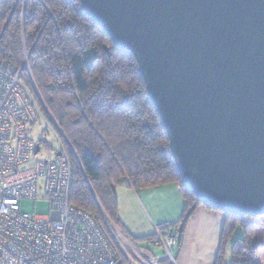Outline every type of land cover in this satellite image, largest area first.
Wrapping results in <instances>:
<instances>
[{"label": "water", "instance_id": "water-1", "mask_svg": "<svg viewBox=\"0 0 264 264\" xmlns=\"http://www.w3.org/2000/svg\"><path fill=\"white\" fill-rule=\"evenodd\" d=\"M79 3L133 53L183 183L212 208L264 215V0Z\"/></svg>", "mask_w": 264, "mask_h": 264}, {"label": "trees", "instance_id": "trees-1", "mask_svg": "<svg viewBox=\"0 0 264 264\" xmlns=\"http://www.w3.org/2000/svg\"><path fill=\"white\" fill-rule=\"evenodd\" d=\"M22 7L21 0H0V67L17 71L27 54L33 84L71 147L65 144L72 168L70 204L93 217L120 264L125 261L102 212L133 241L141 240L117 218L114 187L124 178L134 190L178 184L185 208L169 224L179 246L194 211L204 206L224 215L215 264H225L228 256L226 264H256L262 246L249 237L264 215L212 208L183 183L133 53L117 48L79 0H26ZM20 74L34 90L27 71ZM237 229L243 236L233 239Z\"/></svg>", "mask_w": 264, "mask_h": 264}, {"label": "built area", "instance_id": "built-area-1", "mask_svg": "<svg viewBox=\"0 0 264 264\" xmlns=\"http://www.w3.org/2000/svg\"><path fill=\"white\" fill-rule=\"evenodd\" d=\"M21 1L24 11L26 0ZM23 68L34 90L21 79ZM45 112L61 132L33 84L27 54L17 71L0 67V264H120L93 217L70 204L68 141L60 142L59 155L34 158L40 147L34 155L37 144L29 130L40 119L60 141ZM23 199H47L50 214L22 211L19 202ZM102 214L125 264H161L163 259L175 263L176 240L169 223L153 227L151 243L163 251L159 258Z\"/></svg>", "mask_w": 264, "mask_h": 264}, {"label": "crops", "instance_id": "crops-1", "mask_svg": "<svg viewBox=\"0 0 264 264\" xmlns=\"http://www.w3.org/2000/svg\"><path fill=\"white\" fill-rule=\"evenodd\" d=\"M117 218L123 229L137 243L162 258V249L150 242L154 225L180 219L185 201L177 183L134 190L124 180L114 187ZM224 215L198 206L185 229L177 249L175 264H215Z\"/></svg>", "mask_w": 264, "mask_h": 264}, {"label": "rangeland", "instance_id": "rangeland-1", "mask_svg": "<svg viewBox=\"0 0 264 264\" xmlns=\"http://www.w3.org/2000/svg\"><path fill=\"white\" fill-rule=\"evenodd\" d=\"M22 3V1H21ZM49 121V120H48ZM50 122V121H49ZM57 134L59 135L60 141L55 137L54 133L49 129L48 124L44 122L43 119H40L38 122L30 126L29 134L35 144L42 142L40 145L39 153L34 156V158H42L47 159L54 156V154L60 149V142L64 140L62 133L55 129ZM68 146L70 145L69 142L67 143ZM26 167V166H23ZM20 209L24 212L28 213H35L38 215H49L50 214V205L47 199L42 200H21L19 202ZM160 226V225H159ZM243 232L241 229L234 230L232 237L233 239L242 237ZM252 236V237H251ZM250 243L254 244H261L262 248L258 250V255L255 259L256 264H264V219H261V225L256 228L251 234ZM178 235H176V244L173 248V257L174 261L176 258L177 249L179 247V239ZM231 237L229 238V240ZM163 253V251H162ZM163 256V255H162ZM228 257L225 259V264L228 263ZM175 264V263H173Z\"/></svg>", "mask_w": 264, "mask_h": 264}]
</instances>
